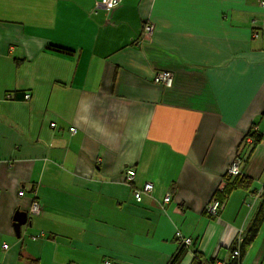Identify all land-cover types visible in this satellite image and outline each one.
<instances>
[{"label":"crops","instance_id":"1","mask_svg":"<svg viewBox=\"0 0 264 264\" xmlns=\"http://www.w3.org/2000/svg\"><path fill=\"white\" fill-rule=\"evenodd\" d=\"M95 1L0 0V264L227 260L264 183V0ZM235 157L250 186L209 216ZM241 261L264 264V220Z\"/></svg>","mask_w":264,"mask_h":264},{"label":"built area","instance_id":"2","mask_svg":"<svg viewBox=\"0 0 264 264\" xmlns=\"http://www.w3.org/2000/svg\"><path fill=\"white\" fill-rule=\"evenodd\" d=\"M120 3V0H96L95 1V8H100L105 10L106 12L113 9L115 6H117ZM264 1H260V5H263ZM153 30V25L149 23H144L141 29V38H148L151 36ZM258 32H254L253 36H257ZM172 80V75L168 70H159L157 71L153 76V81L155 83H160L163 85H170ZM24 99L29 98V93H24ZM53 125V123L51 124ZM71 132H75V128L71 127L69 128ZM244 142L247 144H250L252 142V138L249 135H246L244 138ZM239 163L240 158L235 157L231 160L229 165L227 166L225 174L229 177H235V176H241V172L239 169ZM134 176L135 171L133 168L127 167L123 171V178L124 181L129 184L131 187V192L133 199L137 202L142 200L143 195L148 194L153 187V184L151 182H144L140 186L134 185ZM18 194H23L22 191H19ZM170 193H166L163 197V201L167 202L170 199ZM221 201L216 197L213 196L208 203L205 206V213L209 216H216L220 207ZM39 212V204L36 201H32L30 207H29V213L36 214ZM175 235L181 240V243L185 246H190L192 241L190 236L182 235L179 231L175 233ZM242 241V234L241 231L238 232L237 239H236V245L235 247L230 251L229 257L227 260L225 259H216L213 261V264H242L241 261V255L239 250V245ZM3 248H6L7 245L3 244Z\"/></svg>","mask_w":264,"mask_h":264},{"label":"trees","instance_id":"3","mask_svg":"<svg viewBox=\"0 0 264 264\" xmlns=\"http://www.w3.org/2000/svg\"><path fill=\"white\" fill-rule=\"evenodd\" d=\"M55 50L58 51H64L61 48L52 47ZM261 116L264 117V109L261 112ZM246 135L251 136L252 142L251 145L253 146L255 143H258V141L261 138V135L256 133L253 128L249 129V131L246 133ZM245 135V136H246ZM250 186V179L244 178L241 176H235V177H225V182L220 190L216 192V196L220 201H223L226 197V195L233 189L241 188V189H248ZM259 204L255 210V213L253 215V218L251 220V223L247 230L245 231V234L242 238V241L239 245L240 255L243 251L247 248V246L253 241V239L256 236V233L264 220V183L262 186V192L259 194ZM233 246L231 250L234 248ZM184 248L180 249L177 254L172 258L169 264H177L180 260L182 254H183ZM191 264H213V260H208L207 263H204V261H201L200 256L196 255Z\"/></svg>","mask_w":264,"mask_h":264},{"label":"water","instance_id":"4","mask_svg":"<svg viewBox=\"0 0 264 264\" xmlns=\"http://www.w3.org/2000/svg\"><path fill=\"white\" fill-rule=\"evenodd\" d=\"M26 222V212L16 209L13 214V229L15 235L18 237L20 234V226Z\"/></svg>","mask_w":264,"mask_h":264}]
</instances>
